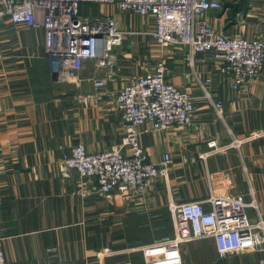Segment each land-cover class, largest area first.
Here are the masks:
<instances>
[{"label":"crops","instance_id":"0c3cea01","mask_svg":"<svg viewBox=\"0 0 264 264\" xmlns=\"http://www.w3.org/2000/svg\"><path fill=\"white\" fill-rule=\"evenodd\" d=\"M221 10L204 14L214 29L229 35L264 40V0H221ZM81 14L110 15L125 34L112 51L119 68L98 103L84 105L76 96L94 92L91 79L104 75L86 60L78 80L57 82L43 52V33L9 19L0 22V237L7 264H143L138 247L173 234L172 205L210 197L245 195L251 189L264 218V68L244 86L215 72L209 51L194 54V71L211 75L209 89L223 102V118L202 95L185 61L182 46H160L150 36L152 15H136L115 5L84 2ZM162 59L166 77L194 97L191 127H139V142L148 159L169 153L167 175L155 179L140 195L114 191L105 199L92 178L68 177L59 160L84 143L89 152L119 146L125 131L115 94L132 73ZM232 132L248 138L239 149L210 148L230 143ZM206 153V155H204ZM86 192V195H82ZM250 219L256 212L248 208ZM112 255H98L104 248ZM182 264H264V250L218 257L211 238L182 246Z\"/></svg>","mask_w":264,"mask_h":264},{"label":"built area","instance_id":"2783aa9c","mask_svg":"<svg viewBox=\"0 0 264 264\" xmlns=\"http://www.w3.org/2000/svg\"><path fill=\"white\" fill-rule=\"evenodd\" d=\"M84 2L115 5L140 16L152 15L155 24L150 36L160 46L185 48V61L203 97L220 119L223 102L214 98L209 89L213 77L194 71V54L212 52L215 72L230 78L234 89L244 86L264 68L262 38L229 35L207 23L204 14L221 10V0H0V22L7 18L42 31L44 56L49 60L55 81L78 80V72L86 60L105 70L104 75L92 77L94 92L76 96L84 105L98 103L107 83L115 80L119 68L111 53L125 34L117 28L113 16L81 14L79 6ZM115 103L125 125L119 146L89 152L84 143L78 142L58 165L62 177L74 171L81 180L94 179L95 192L105 199L112 197L114 191L140 195L155 179L168 173L172 163L170 154H163L159 162L150 161L139 142L140 126L149 123L154 130H165L172 125L191 127L194 123V97L166 77L162 59L156 60L150 69L132 73L116 92ZM229 134L230 143L225 147H218L215 139H209L206 144L214 149H239L248 138L259 135L253 132L248 138H238L231 131ZM249 195L250 201L243 194L210 197L209 208L201 200L172 205L173 234L139 246L143 264H182V246L203 238L213 239L218 257L264 250V218L251 189ZM248 208L255 210V219L249 218ZM112 254L108 247L98 253ZM0 264H7L1 237Z\"/></svg>","mask_w":264,"mask_h":264}]
</instances>
